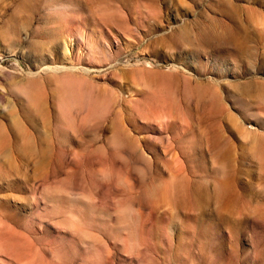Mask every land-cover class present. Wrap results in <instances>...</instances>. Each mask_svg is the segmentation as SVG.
I'll return each instance as SVG.
<instances>
[{
	"label": "rangeland",
	"instance_id": "374dc122",
	"mask_svg": "<svg viewBox=\"0 0 264 264\" xmlns=\"http://www.w3.org/2000/svg\"><path fill=\"white\" fill-rule=\"evenodd\" d=\"M24 1L0 264H264V0Z\"/></svg>",
	"mask_w": 264,
	"mask_h": 264
},
{
	"label": "bare ground",
	"instance_id": "6f19581e",
	"mask_svg": "<svg viewBox=\"0 0 264 264\" xmlns=\"http://www.w3.org/2000/svg\"><path fill=\"white\" fill-rule=\"evenodd\" d=\"M35 4H36V2L34 3V1L33 0H25L24 2H22V5H21V7H20V9L22 8V11H23V9H30V8H33L34 6H35ZM251 16L252 15H249V18H251ZM47 69H49V68H47ZM54 70V69H53ZM59 70V69H58ZM57 70V71H58ZM56 71V70H55ZM56 71V72H57ZM55 73V72H54ZM40 99V98H39ZM43 104V103H42ZM42 104H40V103H38L37 105H36V111H40V109H41V107H42V110L44 109V107L45 106H42ZM34 109V110H35ZM41 110V111H42ZM46 109H44V111H45ZM34 112V111H33ZM46 112H47V110H46ZM38 113V112H37ZM40 114H41V112H40ZM35 115H37V116H39V114H36L35 113ZM48 115V114H47Z\"/></svg>",
	"mask_w": 264,
	"mask_h": 264
}]
</instances>
